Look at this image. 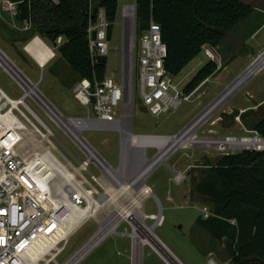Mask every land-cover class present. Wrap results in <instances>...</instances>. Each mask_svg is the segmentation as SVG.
I'll return each instance as SVG.
<instances>
[{"label":"rangeland","instance_id":"1","mask_svg":"<svg viewBox=\"0 0 264 264\" xmlns=\"http://www.w3.org/2000/svg\"><path fill=\"white\" fill-rule=\"evenodd\" d=\"M124 4L133 7L134 11L133 3L125 1L118 3L110 38L107 40L109 52L106 56L105 76L119 81L123 62L126 83L134 84L132 97L127 93L126 111L122 118L123 122H120L118 127L110 125L106 131L83 132L85 139L101 159L106 161L107 167H110L116 183L114 184L109 176L99 178L94 165L88 164L89 175L83 173L86 180L83 186L94 192V199L101 195L97 202L105 205L98 209L95 216L84 220L72 235L60 242L49 255H45L39 264H117L124 259L129 250V243L117 236L127 237L132 241L133 264H140L142 250L143 264H148L150 259L165 264L146 243L145 236L148 233H153V236L170 250L166 248L167 251L183 264H206L208 253L215 261V256L218 255L228 257L223 244L196 225V219L201 218V209L206 207L211 212V205L197 193L196 186L221 155L202 148H173L157 163L146 179L139 178L133 182L145 161L155 158L159 151L154 147L136 149L130 145L127 137L129 134L142 137L173 136L217 101L262 50L263 47L260 46L264 45V15H259L253 20L250 17L244 26L239 24L235 27L219 47L211 48L210 52L217 65L216 72L192 92L185 94L190 95L189 100L182 102L176 110L155 117L142 105L136 86V69H131L133 46L137 40L135 27L133 34L127 32L122 40L120 10ZM8 17L9 15L4 12L3 0H0V49L32 83L39 81L37 87L39 92L64 116H84L85 110L75 101L72 94V88L78 81L76 74L56 51L49 64L43 68L38 67L23 51L24 43L18 42L16 39L19 38L8 28L5 23V21L10 23ZM1 35L9 37V41ZM243 44L246 46L242 47ZM250 51H254L255 54L249 56ZM208 61L203 51L190 61L175 78L179 90H182ZM263 88L264 69L239 89L234 90V93L225 97L202 121L204 126L198 134L203 137L244 135V130H247L248 122L252 119H247L244 124L238 114L230 120L227 118L232 115L229 110L252 109L253 102L264 99ZM0 89L11 99H18L22 95V91L1 68ZM250 95L254 100L250 99ZM24 101L44 122H47L30 99L26 98ZM254 111L263 113L264 106ZM53 132L62 144L77 154L58 131L53 129ZM76 157L79 161L85 160L81 155ZM74 166L76 169L79 167L76 163ZM175 173H181L182 177L177 179ZM64 187L61 181L55 182L53 186V201L56 205L64 201L61 196ZM82 207H85V204ZM64 213L63 210L59 211V216ZM152 215L160 218L159 224L149 219ZM114 222L116 225L109 228ZM230 224L235 223L232 224L230 221ZM101 231L106 232L99 239V235L96 234ZM105 235L107 236L104 238ZM93 237H96L91 242L93 245L90 244L91 246H88L79 258L72 259ZM140 242H144V245ZM92 246L94 249L91 251ZM214 251L218 255H214ZM147 253L152 257L149 258Z\"/></svg>","mask_w":264,"mask_h":264},{"label":"built area","instance_id":"2","mask_svg":"<svg viewBox=\"0 0 264 264\" xmlns=\"http://www.w3.org/2000/svg\"><path fill=\"white\" fill-rule=\"evenodd\" d=\"M3 3L4 12L14 17L15 3L10 0H3ZM120 18L124 40L127 32L133 34L134 31L133 7L122 5ZM111 26L105 11L98 9L95 21L86 30L91 57L107 56V30ZM28 28V24L24 22L20 29L26 31ZM62 44L63 39L58 37L54 48L50 49L56 51ZM210 49L203 46L201 51L209 61L214 62ZM165 58L166 47L161 40L160 27L150 22L133 46L131 69H136L140 101L146 111L155 117L176 110L190 97L179 90L176 77L166 72L163 64ZM252 66L255 70L250 69ZM0 68L22 91L18 99H11L0 89V264H39L43 257L42 246L49 245L55 237L60 218L66 215L68 209H80L83 204L86 205L85 197L75 192L80 190L85 193L83 184L86 180L83 173L89 175L88 164L94 165L99 178L109 176L103 166L107 167L106 161L102 159L101 163L92 157L91 150L97 155L98 153L85 139L83 132L106 131L110 125L118 127L126 111V95L129 93L132 97L134 84L126 83L123 62L119 81L107 76L93 85L87 79L78 81L72 88V94L85 114L82 117H69L51 105L39 92V81L32 83L1 49ZM263 69L264 48L232 82H240L234 90ZM26 98L37 106L48 123L25 103ZM197 117L173 136L151 138H171L176 140L178 149L202 148L215 151L221 156L244 150L264 152V138L251 130H244L245 134L239 137L199 135L204 123L197 121ZM192 126L194 127L187 132ZM53 129L75 149L76 155L59 141ZM149 147L157 149L154 145ZM77 155L85 160L79 161ZM74 163L79 165L77 170ZM48 171H53V174L47 173ZM174 175L179 179L182 177L181 173ZM57 181L70 188L67 194L61 192L64 201L56 205L53 201V186ZM90 191H87V197L94 199V192ZM56 206L59 210H56ZM61 210L65 213L59 216ZM200 214L202 219L213 217L206 207L200 210ZM157 255L168 264L163 257ZM207 264H214V261L209 259Z\"/></svg>","mask_w":264,"mask_h":264},{"label":"trees","instance_id":"3","mask_svg":"<svg viewBox=\"0 0 264 264\" xmlns=\"http://www.w3.org/2000/svg\"><path fill=\"white\" fill-rule=\"evenodd\" d=\"M15 3L16 25L5 23L24 44L39 37L54 48L58 37L63 44L59 57L76 74L78 81L93 85L105 77L106 57H91L86 30L95 21L98 9L114 22L118 3L134 5L137 39L150 22L159 25L166 47L164 68L176 77L203 46L219 47L230 32L251 17L253 8L243 0H10ZM28 29L22 31L23 23ZM112 26L107 30L110 38ZM9 41V37L1 35ZM216 63L208 61L184 86L189 94L211 77ZM77 81V82H78ZM233 120L239 113L232 111ZM264 138V112L246 110L239 119ZM211 205L213 217L196 219V225L220 241L231 264H264V152L241 151L220 156L196 186ZM230 221L235 224L231 225Z\"/></svg>","mask_w":264,"mask_h":264},{"label":"bare ground","instance_id":"4","mask_svg":"<svg viewBox=\"0 0 264 264\" xmlns=\"http://www.w3.org/2000/svg\"><path fill=\"white\" fill-rule=\"evenodd\" d=\"M25 50L35 61L39 62V64H41V66H43V64L40 62V60L41 61L45 60L47 56L53 57L51 52L47 48H45L43 46V44H41V42H39L36 39H33L32 41H30L26 45ZM250 69H253V66ZM253 70H255V68ZM252 72L253 71H251V73ZM239 85H240V82H237V84H236V82H234L231 85H229L225 89L226 91L224 92V94L217 101H215L210 107H208L203 113H201L197 117V121L202 122L204 119H206V116L209 113H211L212 110H214L220 104V102L225 97H228L234 91V89H236V87H238ZM121 122H123V119L121 120ZM193 127L194 126L190 127L187 130V132L190 131V129H192ZM127 139L129 140L130 145L136 149L144 150V149L148 148L150 145H154L157 147V149L159 151L158 155L155 158L145 161V165L143 166L142 170L135 176L133 182H135L139 178H140V180L142 178L146 179L153 172L157 163H159L167 155V153H169L173 148H176V146H177L176 140L171 139V138H151V137L139 138L136 136H131L129 134ZM90 153L95 160L103 163V160L94 151L91 150ZM103 166H104V168H106L108 175L111 176V180L115 184L116 183L115 176L104 164H103ZM75 170H77V169H75ZM47 173H49V171ZM49 174L52 175L53 171H50ZM54 175H56V174H54ZM130 182H132V181H130ZM131 187H132V185H131ZM69 188H70L69 186L65 185V187L63 189V193L67 194V192L69 191ZM146 190H147L146 192L149 193V190L148 189H146ZM87 191H89V190L85 189V193L80 191V190H77L75 192L77 195L82 194L85 197L86 205H85V207H82L80 209L70 208L67 210L66 215L62 216V218H60V225L57 228V231L55 233V237L52 239V241L49 245L42 246V251H41L42 255L41 256H43V257L41 258V260L44 259L45 255H49L51 253L50 250L55 249L56 246L60 242L66 240L68 238V236L72 235V233L83 223L84 220L95 216L98 212V209L102 208L105 205V203L101 205L99 202H97V200L100 198L101 195L99 196L98 199H90L89 197H87V195L89 194V193H87ZM55 208H56V210H59V207L56 206ZM149 219L155 220L157 224H159V222H160V218L156 215L150 216ZM114 225H116L115 222L113 224H111V226L109 225V228L114 227ZM109 228H107L106 231H108ZM106 231L102 232V235H100L101 232L97 233L96 235H99V239H100L105 234ZM145 237H146V243L149 244L157 254H159L161 257H163L166 263H168V264H181L172 254H170L167 251V249L160 243V241L153 236V233H148ZM94 239H96V237L91 238L74 255V257L72 259L79 258L84 253V251L88 249L87 248L88 246L93 245V244H91V242ZM140 244L144 245V242H140Z\"/></svg>","mask_w":264,"mask_h":264},{"label":"crops","instance_id":"5","mask_svg":"<svg viewBox=\"0 0 264 264\" xmlns=\"http://www.w3.org/2000/svg\"><path fill=\"white\" fill-rule=\"evenodd\" d=\"M261 1L263 2V3H261ZM121 2V1H120ZM124 2V1H123ZM243 2L245 3V4H247V5H249L250 7H252L253 8V13L251 14V18H252V20L253 19H255V18H258V16L259 15H264V8L262 7V6H264V1L263 0H243ZM261 7H262V9H261ZM8 16V15H7ZM9 19H10V22L13 24V26H15L16 25V21H15V19H14V17H11V16H9L8 17ZM247 20H249V18L247 19ZM247 20H245L244 22H242L241 24H242V26H244V24L247 22ZM33 39H36V40H38L39 42H41V44H43V46L45 47V48H47L50 52H51V54L52 53H54L55 51H52L39 37H34ZM33 39H31L30 41H32ZM29 41V42H30ZM29 42H27V43H25L24 45H23V51L26 53V54H28L27 53V51L25 50V48H26V45L29 43ZM246 45L245 44H243L242 45V47H245ZM264 48V45L263 46H260V48ZM262 48V49H263ZM259 53V52H258ZM257 53V54H258ZM255 54V52L254 51H250V54H249V56H252V55H254ZM28 56H30L29 54H28ZM55 57V53H54V56L52 57V56H47L46 57V59L45 60H43V61H41L40 60V62L43 64V66H41V64H39V62H37V61H35L31 56H30V58H32V60L35 62V64L38 66V67H41V68H43V67H45L47 64H49L50 62H51V60L53 59ZM263 90H264V88H263ZM250 99H252V100H254V97L253 96H251L250 95ZM254 104H253V106H252V109H249V108H242V109H239V110H229L230 111V113L232 112V111H238V113L239 114H241V113H243V112H245L246 110H257L258 108H261V107H263L264 106V99H261V100H258V101H256V102H253ZM107 235H105L104 236V238L106 237ZM117 237H120L121 239H124V240H126L128 243H129V245H128V248H129V250H128V252L126 253V255L124 256V259L123 260H120V261H118V263L117 264H133V257H134V253H133V243H132V241L131 240H129L127 237H121V236H117ZM101 242V241H100ZM99 242V243H100ZM98 243V244H99ZM167 248V247H166ZM168 249V248H167ZM93 250V249H92ZM91 250V251H92ZM169 250V249H168ZM170 251V250H169ZM152 252V251H151ZM217 253H216V251H214V255H216ZM147 255H148V257L149 258H151L152 256L149 254V253H147ZM218 255V254H217ZM208 258L206 259V261H205V263L207 264V262H208V260L209 259H212L213 261H214V264H231L230 263V260L227 258V257H223V256H220V257H218V256H215V258H216V261L210 256V253H208ZM143 250H142V252H141V262H140V264H143ZM203 258V257H202ZM159 260L161 261V259L159 258ZM177 260L179 261V259L177 258ZM162 262V261H161ZM181 264H183L181 261H179ZM163 263V262H162ZM148 264H161L159 261H157V260H154V259H150V261H149V263Z\"/></svg>","mask_w":264,"mask_h":264}]
</instances>
